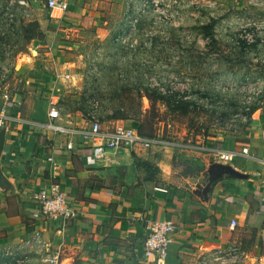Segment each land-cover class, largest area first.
Masks as SVG:
<instances>
[{"label": "crops", "instance_id": "1", "mask_svg": "<svg viewBox=\"0 0 264 264\" xmlns=\"http://www.w3.org/2000/svg\"><path fill=\"white\" fill-rule=\"evenodd\" d=\"M55 1L63 4L50 10L46 21L53 29L32 41V56L21 64L10 104L6 106L4 94L0 102L6 112L0 129V253L42 248L49 258L60 254L70 264H149L142 252L148 223L170 220L176 231L166 264H185L194 249L203 247L242 249L249 236L253 247L250 252L242 249V254L264 258V119L237 133L217 130L210 148L233 156L225 162L215 154L206 177L185 193L157 184V174L156 179L148 176L143 164L153 162V148L150 154L110 151L104 159L88 162V144L47 126L61 122L62 128L83 127L67 124L60 113V82L76 79V59L88 57L84 17L94 22L97 38L111 29L102 22L104 0ZM109 2L108 12L120 14L124 0ZM67 143L74 149L67 150ZM244 147L247 155L240 153ZM49 156L58 169L46 161ZM124 168L130 169L129 179L122 174ZM49 180L60 184L72 213L62 228L31 219L33 194ZM33 229L40 244L28 243Z\"/></svg>", "mask_w": 264, "mask_h": 264}, {"label": "rangeland", "instance_id": "2", "mask_svg": "<svg viewBox=\"0 0 264 264\" xmlns=\"http://www.w3.org/2000/svg\"><path fill=\"white\" fill-rule=\"evenodd\" d=\"M20 1L0 0V102L22 76L32 41L53 29L45 0ZM110 3L104 0L102 22L111 32L102 38L95 36L92 19L82 20L89 53L75 61L77 78L60 82V113L73 126H140L158 141L153 162L143 164L147 175L185 193L206 177L217 130L237 133L264 119V0H124L117 15L108 12ZM124 169L129 179L130 169ZM252 247L249 236L242 249ZM242 249L203 247L184 260L264 264ZM0 264L70 263L35 248L4 251Z\"/></svg>", "mask_w": 264, "mask_h": 264}, {"label": "built area", "instance_id": "3", "mask_svg": "<svg viewBox=\"0 0 264 264\" xmlns=\"http://www.w3.org/2000/svg\"><path fill=\"white\" fill-rule=\"evenodd\" d=\"M22 1V2H21ZM20 2L25 4L23 0ZM63 3L55 0H47L46 6L50 10L61 7ZM68 77V76H65ZM12 90H7L3 94L6 106L10 104ZM6 112L0 110V129H2L5 121ZM58 133L78 136L82 142L89 145V156L87 161L93 163L102 160L110 151H138L143 154L149 153L158 142L156 138L146 137L133 128L125 125L123 122L116 121L111 126L102 127L99 122L93 121L78 129L62 128L58 125L49 124L47 126ZM264 139V136H263ZM67 150L74 149L72 143L66 144ZM215 154L221 156L222 161H229L234 153H222L215 148H211ZM242 155H247V148H242ZM46 161L52 165L53 170L59 168L58 162L51 156ZM264 162V159L262 160ZM65 192L61 189L60 184L54 181H48L41 190L33 194L36 202V208L32 211V220L49 221L54 223L57 228H62L70 219L72 213L69 210ZM148 232L144 237L142 244L143 257L149 264H166L167 250L172 241V235L176 231V227L170 220H154L148 223ZM32 238L28 243L40 244V236L36 229L32 231ZM6 252L5 254H8Z\"/></svg>", "mask_w": 264, "mask_h": 264}, {"label": "trees", "instance_id": "4", "mask_svg": "<svg viewBox=\"0 0 264 264\" xmlns=\"http://www.w3.org/2000/svg\"><path fill=\"white\" fill-rule=\"evenodd\" d=\"M27 2L25 1V4H26ZM149 98V97H148ZM158 98L159 99H164V96L163 95H158ZM137 129H138V131L140 132V134H142V132H141V130H140V126L139 127H137ZM142 135H144V134H142ZM144 136H146V135H144ZM146 137H148V136H146Z\"/></svg>", "mask_w": 264, "mask_h": 264}]
</instances>
